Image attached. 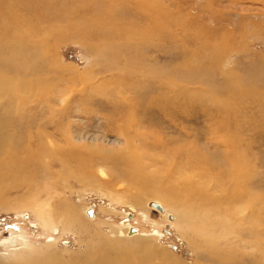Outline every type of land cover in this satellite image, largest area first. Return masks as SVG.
<instances>
[{"label":"rangeland","instance_id":"1","mask_svg":"<svg viewBox=\"0 0 264 264\" xmlns=\"http://www.w3.org/2000/svg\"><path fill=\"white\" fill-rule=\"evenodd\" d=\"M91 2L104 4L120 21L119 31L124 35L114 44H126L120 52L122 57L136 55L167 78L180 73L179 76H184L188 68L196 69L190 73V81H176L175 88L169 92L175 107L184 106L182 97L187 94L192 97V102L188 99L192 105L187 112L178 108L173 111L171 119L177 128H171L164 116L139 113V131L145 134V142L136 139L133 143L137 153L143 149L149 151L151 157L160 154L161 148L153 145L157 139L166 148L185 146L190 159L185 179L192 183L188 187H194L197 193H207L201 197H216L217 203L204 205L197 198L194 203L197 207L193 209L185 201L174 205L167 199L141 191L134 184L137 180L118 177L110 158L114 156L112 152L124 144L118 133L108 132L107 121L101 120L111 109L101 95L92 94L90 89L83 91L82 77L99 72V68L92 65L97 58L91 56V51L80 41L57 40L52 44L50 60L58 62L59 67L54 68L56 75L51 74L45 85L54 92L66 88L75 91L70 99L73 114L63 118L55 115L68 104L55 98L47 101L29 95L27 99L21 96L12 99L17 109L19 107L28 117L34 115L38 124H43V120H38L42 116L46 119L55 116L53 122L59 127L56 136L45 138L48 152H38L43 133L26 135L32 136V152L40 153L41 157L30 156L24 168L12 170L5 162L0 163V264H7L11 256L29 247L33 248L34 254L30 257L34 260L51 253L60 260L57 264H88L90 261L94 264L100 258L97 251L104 238L113 245L106 254L108 264H122L125 256L132 257L131 264H218L216 256L222 253L221 249L242 250L245 255L239 257V263L250 264L251 259L260 256L261 252L256 249H264V0ZM0 75L13 78V75ZM104 76L95 78L92 83L100 85ZM182 89L187 91L182 93ZM5 102L8 104L7 101L1 104ZM76 107L95 116L91 125L87 124L86 114L74 111ZM232 114L240 120V127L233 130ZM226 115L231 116L229 122ZM64 118L72 122L73 127L67 128ZM11 132L15 133L16 129ZM63 132L72 133L83 141L74 152L67 150L65 155L60 150L70 144L61 137ZM23 136L22 133L20 140L14 143L19 153L17 157L21 159L29 146L27 137L21 139ZM87 144L104 153L85 150L83 147ZM195 154L198 162L194 160ZM151 157L142 158L141 165L145 163L147 169L140 172L150 179L163 178L162 163L155 164ZM235 161L243 166L241 175L235 171ZM155 171L158 172L152 173ZM237 175L240 176L239 186ZM164 190L167 194L171 192ZM152 203L160 204L162 211L150 206ZM201 204L203 209H200ZM64 217L71 218V227L65 226ZM129 227L137 229L139 236H129ZM203 237L212 243L205 244ZM142 242L158 249L150 247L149 254L129 250ZM249 242L259 245L252 246ZM234 255L237 259L236 252Z\"/></svg>","mask_w":264,"mask_h":264},{"label":"bare ground","instance_id":"2","mask_svg":"<svg viewBox=\"0 0 264 264\" xmlns=\"http://www.w3.org/2000/svg\"><path fill=\"white\" fill-rule=\"evenodd\" d=\"M116 18V15L111 14L104 4L101 5L100 3L93 5L91 0H0V73L13 75L12 79L0 75V108L3 107L0 110V163L5 162L12 170L19 167L24 168V164L28 163L30 156L38 157L40 155V153L32 152L31 149L32 145L34 144L32 143V136L26 135L29 133L36 134L37 131L43 133L44 136L41 137L42 141L39 142L40 151L38 152H48V149L45 145V138L49 139L50 137L56 136L59 127H57L54 123L55 116L53 118L47 119L46 116H42L41 118H38V120H43V124H38V122L35 121L37 118L32 117L34 115L30 114L28 117L21 111L19 107L18 110L15 107L12 99H19V96L27 99L29 95L36 96L37 98L40 97L39 99L47 101H52L55 98L56 101H60L64 105L68 103L63 111H56L55 115L57 114L63 118L66 114L69 116L73 114V101L70 99L71 95L75 91H70L68 88H66L64 90L58 89L54 92L51 89H47V85L45 84L48 82V77L51 74H55L56 70L54 68L57 69V67H59L58 62L57 64L56 61L52 62L50 60L53 42L64 39H75L82 42L91 51V56L97 58L92 65L99 68V72L96 75H86L82 77V81L85 84L83 91L87 92V90L90 89L92 94H99V96L101 95L100 97L104 98L108 102L107 106L111 110L107 112L106 116L101 114L103 116L101 120L103 122L107 121V124L110 126V128L107 127L108 132L118 133V136H120L118 137L119 140H121L122 144H124L122 148H117L118 150L113 151L112 155L114 156L110 158V161L112 162L110 165L113 164V167L118 170V177H126L127 179H130V181L137 180V182L134 184L137 185L141 191L146 192L151 196L167 199L174 205L185 201L189 204V208L193 209L197 207L194 204L197 198H200L202 204L204 205L205 203H217L216 197L211 195L201 197V195H206L207 193H197L194 187H188L189 184L192 183H190L188 179H185V173L189 171L190 167L189 151L185 149V146H179L178 148H166L162 145L161 140L157 139L153 145L155 147L161 148L160 154L151 157L148 155L149 151L142 149L140 153L136 152L137 149L133 141L137 139L141 141L143 140L145 142V134L139 131L141 123L139 122V119H137L138 114L145 113L144 116H148L155 113V115L164 116L170 121L169 125H171V128H177L173 126L175 121H172L171 119L173 111H177L175 108H178L183 112H187L188 107L192 105V97H190V95L188 96V94L182 97L184 104L183 107L185 108L175 107L172 105V102H174L172 101L174 100L173 95H170L169 92L171 91L172 87L175 88L176 81H184L185 83L190 81L189 75L196 69L188 68L186 70V75L184 76H179L182 75V73H180L176 75L177 77L172 75V77L168 76L167 78V75L165 76V74H157L152 66L144 64L143 60L136 55H131L130 57L128 56L129 58L122 57L120 52L122 47L126 44H114L124 35V33L119 31V25H121V23ZM111 30H114L115 32ZM57 37L58 39H56ZM100 47L103 48L100 49ZM102 75L105 76L100 85H95V82L92 83L95 78H98ZM58 82L62 83V80L58 79ZM89 83H92L89 86L91 88L88 87ZM39 86L41 88H38ZM185 91L187 90H180L182 93H185ZM236 97L239 98L238 94H236ZM2 101H7L8 104L5 102V105H2ZM204 109H206V107H204ZM74 111L79 114H86V117L88 118V125L93 123V117L95 116H91L88 112L82 109V107H76L74 108ZM230 117L231 116L228 115L225 116L227 122H229L228 120H230ZM231 119V129L233 130L235 127L239 128L240 120H238V117L233 115V118ZM64 121L66 122L67 128L73 127L74 124L72 122L66 121L65 118ZM182 122L186 121L182 120ZM51 126H53L54 131H51ZM215 126L218 127V123ZM13 128L16 129L15 133L17 134L11 132L14 130ZM32 128L33 131L31 130ZM21 132L24 135L21 139H26L27 137V142L29 145L28 149L22 154L24 155L23 159L17 157L19 153L15 151L16 147L14 144L16 140H20V135L22 134ZM151 135L154 136L153 134ZM62 136L63 138L65 137V142L70 144V146L67 145V149L65 146V149L60 150L61 152H64V155L67 154V150L74 152V150L79 148V145L83 142L82 138H75V135L72 133L63 132L61 137ZM81 146L83 147L84 145ZM83 148L85 150H92V152L96 151L97 153H104V151L98 147L90 144L85 145ZM126 150L128 153H126ZM184 155L187 156V158H185ZM87 156L89 155L87 154ZM144 157H151L155 164L159 165V163H162V171L164 172L165 176L161 179H159V177L157 179L145 177L147 175L145 173L143 175L140 172H143L144 169H147V166L144 162V164L141 165L142 158ZM83 159L86 158L83 157ZM71 160V157H69L68 162L71 163ZM194 160L196 162L199 161L197 154L194 155ZM234 167L236 173L241 175L243 168L241 162L235 161ZM130 168L133 170H130ZM157 172L158 171L152 173ZM238 175L236 176L238 179L236 183L239 186L240 176ZM153 189H157V191H154ZM164 189H169L171 192L167 194ZM162 191H164L166 194L162 193ZM197 194H199V196ZM202 204L200 209H203L204 205L202 206ZM150 206L160 209L161 211L163 209V207L158 203H152ZM64 218H66L65 220L67 221L64 223L65 226H67V228L71 227L70 224L72 222L69 220L71 218ZM47 222L49 221H46V223ZM203 222L205 223V221ZM121 233L123 232L121 231ZM136 234H138L137 229H129V236ZM194 236L197 238L196 235ZM204 239L206 241H204ZM203 241L205 244L212 243L207 241V238L205 237H203ZM244 243L248 245L246 242ZM249 243L252 246L259 245V243L254 242ZM99 245L100 246L97 252L99 253L100 258L95 260L96 263L94 264H108L109 262L106 259V254L108 249L111 250L113 248V245L106 238H104ZM150 247L153 249H158L150 244H147L146 242H142L137 245L138 249L134 248L133 250V248H130L129 250L132 253L135 252V250H140L149 254L151 253ZM204 247L205 246L202 248ZM26 249L27 251H23L20 254L17 253L11 256V258H9L11 262L7 259V264H57L60 261L58 260L57 256L51 255V253L42 255L39 259L34 260L30 257V255L34 254L32 251L33 248L29 247ZM114 250L121 251L120 249ZM256 250L261 252L260 256L258 258L253 257L254 259H251L250 264H264V249ZM221 251L222 253L220 255L223 254V256H220L219 252L218 256H216L218 257V264H240L238 260L241 259L239 257H244L245 255L243 252H241L242 250L221 249ZM25 252L27 253L25 254ZM203 252L205 253V251ZM235 252L238 255L237 259L234 255ZM131 258L132 257L125 256L123 258L122 264L124 261V264H131ZM90 262L88 264H91Z\"/></svg>","mask_w":264,"mask_h":264}]
</instances>
